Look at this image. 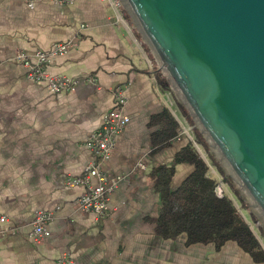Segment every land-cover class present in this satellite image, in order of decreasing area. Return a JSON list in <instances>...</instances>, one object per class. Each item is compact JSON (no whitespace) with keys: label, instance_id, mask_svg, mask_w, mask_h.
<instances>
[{"label":"crops","instance_id":"0c3cea01","mask_svg":"<svg viewBox=\"0 0 264 264\" xmlns=\"http://www.w3.org/2000/svg\"><path fill=\"white\" fill-rule=\"evenodd\" d=\"M119 13L101 0L64 7L41 0L32 9L23 0H0V228L14 230L0 233V264H264L232 241L217 247L159 235L161 203L150 174L172 163L187 140L178 132L169 144L154 145L156 118L164 110L173 116L170 92L157 85L158 61L132 17L124 6ZM68 40L73 48L52 58L46 72L77 80L74 92L52 94L25 79L18 52L32 58ZM118 89L130 120L102 164L119 181L108 215L95 220L77 208L85 188L66 181L82 174L91 156L84 141ZM192 172V165L176 164L171 188ZM36 211L52 212L50 236L39 241L30 237Z\"/></svg>","mask_w":264,"mask_h":264},{"label":"water","instance_id":"95a60500","mask_svg":"<svg viewBox=\"0 0 264 264\" xmlns=\"http://www.w3.org/2000/svg\"><path fill=\"white\" fill-rule=\"evenodd\" d=\"M264 217V0H122Z\"/></svg>","mask_w":264,"mask_h":264},{"label":"trees","instance_id":"16d2710c","mask_svg":"<svg viewBox=\"0 0 264 264\" xmlns=\"http://www.w3.org/2000/svg\"><path fill=\"white\" fill-rule=\"evenodd\" d=\"M128 18V15L125 14ZM157 85L162 91H170V83L159 69L153 71ZM180 113L191 124L193 121L183 106ZM159 131L153 136L154 145H167L178 136V123L164 110L157 118ZM194 141L206 152L208 145L198 129L193 130ZM187 140V139H186ZM217 172L223 174L217 162L212 161ZM193 166V172L176 188H171V179L176 164ZM152 184L159 194L161 210L157 218V231L164 238H175L184 234L189 243H214L217 247L227 241L235 242L257 261H264V252L227 195L217 196V182L210 174L209 167L200 157L193 143L186 144L175 155L172 163L159 165L151 171ZM224 184H230L228 176H223Z\"/></svg>","mask_w":264,"mask_h":264},{"label":"built area","instance_id":"2783aa9c","mask_svg":"<svg viewBox=\"0 0 264 264\" xmlns=\"http://www.w3.org/2000/svg\"><path fill=\"white\" fill-rule=\"evenodd\" d=\"M23 1L32 9L35 3L41 0ZM50 1L63 7L70 6L75 2V0ZM101 1L108 2L118 13L122 6H124L122 0ZM117 19L123 21L121 15L118 16ZM73 46L71 40L58 42L53 44L48 51H36L32 58L23 52H18L14 57V61L24 67L25 79L28 82L42 83L52 94L71 93L75 91L78 81L66 76L50 75L46 72V67L52 58L64 56ZM86 81L92 84L96 83L95 78H87ZM125 102L123 89L116 90L113 107L102 114L100 126L93 130L84 141V146L90 152L91 156L85 163L82 174L78 177H71L66 181L68 186H81L85 188V192L77 200V208L81 212L94 215L95 220L103 219L108 215L109 197L119 181V178L116 177L108 178L102 170V164L109 158L118 135L122 133L130 120L128 115L124 112ZM172 114L178 126H180V128L178 127L179 135L191 141L196 148L197 145L194 141L193 132L190 128H186L183 125V121L185 120L183 115L180 112L177 113L174 109H172ZM184 122H186V120ZM180 129H182V131H180ZM138 166L141 167L140 164H138ZM93 179L96 181V184H92ZM215 180L217 182L215 188L217 196L221 197L223 194L226 195L227 191L222 179L217 175ZM51 218V211H36L33 214L30 237L34 241L43 240L50 236L47 226ZM5 222L6 218L0 216V227ZM13 231V229L4 230L0 228L1 234H12ZM65 260L63 259L62 261Z\"/></svg>","mask_w":264,"mask_h":264},{"label":"rangeland","instance_id":"374dc122","mask_svg":"<svg viewBox=\"0 0 264 264\" xmlns=\"http://www.w3.org/2000/svg\"><path fill=\"white\" fill-rule=\"evenodd\" d=\"M132 21L135 23V20L133 18ZM155 59L157 60V58ZM165 74L166 72L163 73L164 76ZM168 82L170 83V91H169L170 93L168 95L170 106L172 107V109H174V111H177V113L180 112L179 106L180 105L183 106L187 111V114L193 121V124H191L187 121L184 122L185 121L184 120L183 121L184 127L190 128L192 132L194 128L199 130V125L193 119L190 111L186 106L183 97L181 96L177 88L174 87L173 84L170 82V79L168 80ZM180 131H182V129H180ZM204 139L208 145L207 152L200 146L196 147V151L198 152L200 157L205 161V163L208 165L210 174L213 176V178L214 177L216 178L217 175L221 179L223 176H228L230 178L231 185L225 184L224 186L227 191L226 195L228 196V198H230L237 211L246 221L247 225L250 227L251 231L257 238L259 244L264 248V217L262 216L256 205L254 204L248 193L243 188L240 187L237 178H235L234 174L231 172V170L229 169L228 165L226 164L225 160L222 158L221 154L218 152L216 147L206 138ZM211 159L212 161L217 162V165L222 169L224 175H221L217 172V169L214 166V164L211 162Z\"/></svg>","mask_w":264,"mask_h":264}]
</instances>
